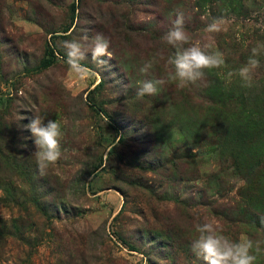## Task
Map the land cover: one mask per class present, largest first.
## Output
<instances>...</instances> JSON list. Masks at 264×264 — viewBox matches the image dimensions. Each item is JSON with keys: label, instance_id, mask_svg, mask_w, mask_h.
<instances>
[{"label": "rangeland", "instance_id": "rangeland-1", "mask_svg": "<svg viewBox=\"0 0 264 264\" xmlns=\"http://www.w3.org/2000/svg\"><path fill=\"white\" fill-rule=\"evenodd\" d=\"M177 11L225 66L137 98L166 75L165 61L139 69L174 55ZM214 19L222 30L205 32ZM97 35L111 59L88 51L97 76L80 82L61 41ZM258 43L264 0H0V264H204L191 242L205 221L264 241V54L253 87L227 77ZM36 116L62 131L43 175L25 129Z\"/></svg>", "mask_w": 264, "mask_h": 264}, {"label": "clouds", "instance_id": "clouds-1", "mask_svg": "<svg viewBox=\"0 0 264 264\" xmlns=\"http://www.w3.org/2000/svg\"><path fill=\"white\" fill-rule=\"evenodd\" d=\"M175 16L173 26L163 37L169 46L176 49L174 55L165 58L163 51H158L139 69L141 74L147 75L156 63L165 61L166 75L161 79L143 81L136 91L137 98L154 96L160 87L169 83L183 89L189 84L202 80L206 70L220 69L225 66L222 53L212 52L207 45L201 46L199 42L192 43L191 35L184 27L183 13L177 11ZM223 23L222 19H214L204 31L210 34L218 33L222 30ZM87 39V36L83 37V41H87ZM109 47V40L101 35L95 36L90 45L75 37L65 39L61 41V48L65 56L60 59L64 60L68 71L78 81L87 82L97 76L96 72L82 63L86 59L88 51H90L93 61L104 64L103 58L111 59L112 56ZM262 54H264V44L258 43L251 49V55L245 65L240 67L237 72L229 71L227 73L229 82L233 76H238L243 87H253V74L260 67L258 57ZM25 129L32 137L37 168L43 175L61 158V125L56 120L48 119L45 122L44 119L36 116L30 119L29 123L25 125ZM195 231L197 235L191 242V251L202 258L204 264H255L257 256L264 251L261 247L264 241H253L245 235H242L239 240H232L223 234V231L213 221L198 224Z\"/></svg>", "mask_w": 264, "mask_h": 264}]
</instances>
